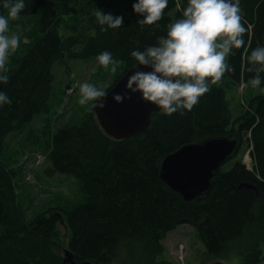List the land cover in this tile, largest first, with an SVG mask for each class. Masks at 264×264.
<instances>
[{
  "label": "trees",
  "instance_id": "1",
  "mask_svg": "<svg viewBox=\"0 0 264 264\" xmlns=\"http://www.w3.org/2000/svg\"><path fill=\"white\" fill-rule=\"evenodd\" d=\"M133 3L27 0L18 19L23 28L30 25L28 42L20 43L10 55L9 80L0 83L12 101L0 108V149L8 135L25 131L35 117L49 110L56 61L66 65L67 58L90 60L104 50L111 52L113 59L121 61V71L111 74L109 89L135 64L130 52L156 43L186 6V0H169L165 16L154 27L137 23ZM240 6L243 21L251 26L245 33L248 52L234 51L229 63L235 71L225 73L222 83L210 85L191 112L153 114L143 134L117 141L100 129L94 113L87 110L81 122L62 125L49 136L50 142L46 139L50 172L75 178L83 194L80 202L67 209L49 208L26 220L10 178L0 166V264H62L52 248L61 213L69 228L67 247L77 263L172 264L161 259V240L183 224L193 227L209 263H236L235 258L237 264L260 263L264 255V94L252 96L244 113L233 118L226 90L249 86L255 75L246 71V57L257 45H264V0H240ZM97 8L123 14L121 28L102 32ZM61 25H68L78 38L73 34L62 40ZM215 138L236 139V152L214 172L205 193L184 201L161 181V161L182 146ZM244 143L250 149V169L237 156ZM230 160L232 165L225 169ZM240 183L254 185L259 194L238 190ZM134 249L141 255L133 256Z\"/></svg>",
  "mask_w": 264,
  "mask_h": 264
},
{
  "label": "clouds",
  "instance_id": "2",
  "mask_svg": "<svg viewBox=\"0 0 264 264\" xmlns=\"http://www.w3.org/2000/svg\"><path fill=\"white\" fill-rule=\"evenodd\" d=\"M168 5L169 0H134L132 11L139 17L138 24L158 27ZM26 7L27 0H0V83L8 82L6 62L20 46L10 22ZM241 11L240 0H186L182 15L168 23L165 35L142 50L130 52L134 70L127 76L124 94H115L113 100L121 103L130 94H139L143 102L167 116L191 112L210 91V85L235 71L229 63L234 51L243 48L248 52L245 33L251 26H246ZM95 17L102 32L120 29L124 21L123 14L113 15L98 8ZM96 60L106 72L115 75L121 71V61L113 59L107 50ZM246 71L255 73L248 81L251 87L264 91V45H257L247 55ZM107 89L105 83L84 81L79 84L78 103L89 111L103 109ZM11 102L0 89V108Z\"/></svg>",
  "mask_w": 264,
  "mask_h": 264
},
{
  "label": "rangeland",
  "instance_id": "3",
  "mask_svg": "<svg viewBox=\"0 0 264 264\" xmlns=\"http://www.w3.org/2000/svg\"><path fill=\"white\" fill-rule=\"evenodd\" d=\"M29 26L27 24L23 28L19 19L10 22L11 32L19 36L20 43L28 42L26 32L29 30ZM65 26L61 25L59 28L62 40L73 34L77 39L78 36L75 32L72 34V31ZM82 37H86L85 33H82ZM73 49L76 50L77 46H74ZM65 55L63 59L66 60ZM9 61L10 56L6 64ZM52 75V96L49 102V110L35 117L25 131L8 135L0 149V166L6 176L10 178L16 203L26 220L49 208L67 209L72 204L82 200L83 194L75 178L50 172V164L46 158L50 148L45 147L46 139L51 136L56 128L65 124L79 123L85 118L87 108L78 103L80 83L87 81L97 84L105 83L108 86L112 83L111 73L99 66L96 58L90 60L67 58L66 65L56 61L52 66ZM222 82L223 78L218 83ZM263 94L264 91H260L259 88H252L251 85L228 88L226 99L233 118L244 113L252 96ZM92 112L94 113L93 110ZM37 136L39 139L36 144L34 141ZM248 150H250L248 144L244 143L237 150V156H241L245 166L250 169L251 162ZM243 152L245 154L242 155ZM231 165L232 161H227L224 165L225 169L230 168ZM54 213H60V211L56 210L55 212L54 210ZM57 233L52 248L62 261L64 250L68 249L69 240V228L63 213L59 215ZM161 245L163 247L161 259L172 264H209L210 262L209 258L202 256L205 251L204 246L198 239L193 227L188 224L180 225L167 232L161 240ZM132 254L139 256L141 252L139 249H134ZM130 255L128 254L127 257ZM235 261L236 263L232 260H221L224 264H237V258ZM111 264H120V262L113 261ZM259 264H264V255Z\"/></svg>",
  "mask_w": 264,
  "mask_h": 264
},
{
  "label": "water",
  "instance_id": "4",
  "mask_svg": "<svg viewBox=\"0 0 264 264\" xmlns=\"http://www.w3.org/2000/svg\"><path fill=\"white\" fill-rule=\"evenodd\" d=\"M127 69L122 77L108 89L103 109L93 110L100 129L113 140H123L143 134L151 124L153 114L159 113L155 106L140 99L139 94H130L123 102L113 100L117 93L124 94L127 76L133 71ZM147 70V69H145ZM236 139L215 138L182 146L166 155L161 161L159 177L173 192L184 201H192L209 188L214 172L225 160L236 152ZM248 189L259 194L258 189L249 183H240L238 190ZM1 206V200H0ZM94 264L89 261L77 263L68 249L64 250L62 264ZM210 264H224L215 261Z\"/></svg>",
  "mask_w": 264,
  "mask_h": 264
},
{
  "label": "crops",
  "instance_id": "5",
  "mask_svg": "<svg viewBox=\"0 0 264 264\" xmlns=\"http://www.w3.org/2000/svg\"><path fill=\"white\" fill-rule=\"evenodd\" d=\"M241 85H245V84H241Z\"/></svg>",
  "mask_w": 264,
  "mask_h": 264
},
{
  "label": "bare ground",
  "instance_id": "6",
  "mask_svg": "<svg viewBox=\"0 0 264 264\" xmlns=\"http://www.w3.org/2000/svg\"><path fill=\"white\" fill-rule=\"evenodd\" d=\"M248 163H249V162H248ZM248 163H247V164H248Z\"/></svg>",
  "mask_w": 264,
  "mask_h": 264
}]
</instances>
